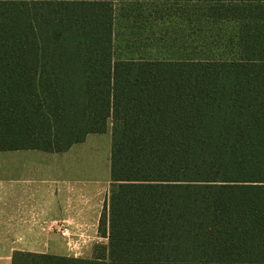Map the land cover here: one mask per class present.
I'll return each mask as SVG.
<instances>
[{"label":"trees","instance_id":"1","mask_svg":"<svg viewBox=\"0 0 264 264\" xmlns=\"http://www.w3.org/2000/svg\"><path fill=\"white\" fill-rule=\"evenodd\" d=\"M117 1L235 22L230 53L116 59ZM109 128L107 243L11 264H264V0H0V151Z\"/></svg>","mask_w":264,"mask_h":264},{"label":"crops","instance_id":"2","mask_svg":"<svg viewBox=\"0 0 264 264\" xmlns=\"http://www.w3.org/2000/svg\"><path fill=\"white\" fill-rule=\"evenodd\" d=\"M110 128L62 152L0 151V260L15 250L89 258L111 188ZM65 230V235L63 234Z\"/></svg>","mask_w":264,"mask_h":264},{"label":"rangeland","instance_id":"3","mask_svg":"<svg viewBox=\"0 0 264 264\" xmlns=\"http://www.w3.org/2000/svg\"><path fill=\"white\" fill-rule=\"evenodd\" d=\"M114 8L116 59L174 60L195 53L197 57L228 56L227 46L237 28L235 22L204 20L200 23L204 30H200L198 24L188 23V3L117 1Z\"/></svg>","mask_w":264,"mask_h":264},{"label":"built area","instance_id":"4","mask_svg":"<svg viewBox=\"0 0 264 264\" xmlns=\"http://www.w3.org/2000/svg\"><path fill=\"white\" fill-rule=\"evenodd\" d=\"M65 230H66V229H63V230H62L64 235H65Z\"/></svg>","mask_w":264,"mask_h":264}]
</instances>
